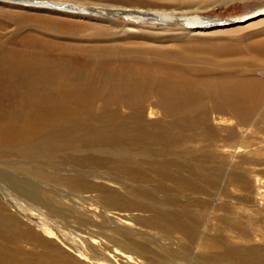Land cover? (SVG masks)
Listing matches in <instances>:
<instances>
[{"label": "bare ground", "instance_id": "bare-ground-1", "mask_svg": "<svg viewBox=\"0 0 264 264\" xmlns=\"http://www.w3.org/2000/svg\"><path fill=\"white\" fill-rule=\"evenodd\" d=\"M197 2L204 0H146L147 8L113 6L114 10L100 11L57 7L60 4L52 3L47 6L82 15L95 13L102 18L112 17L122 9L128 18L143 24L139 29L152 31L158 25L164 30L174 23L190 32L236 23L189 15L197 13V9H192ZM259 12L264 15V5L242 19ZM144 32L141 39L150 42L164 40L166 36ZM132 43L108 46L104 69L96 65L91 68V73L98 68L99 76L82 78L79 83H27L15 106L0 105V144L8 145L0 155L25 158L45 153L43 165H56L54 158H58L62 164L86 169L78 176L25 169L32 180L0 173V264H80L58 243L94 263L84 252L79 235L81 227L90 230L93 225L87 217L98 204L88 195L93 192L102 199L99 206L105 213H111V209L153 212L159 230L168 236L178 235L185 252L188 247L199 249L200 253H191L199 264H264V244L251 241L257 233H262L258 242L264 241V231H258L263 227L258 226L262 219L256 217L257 210H253L256 216L246 217V224L226 223L224 228H212L214 234L209 236L210 231L199 230L202 215L193 218L188 206L180 207L183 203L172 199L173 202L158 203L139 188L130 193L133 200L89 179L100 177L95 170L105 168L120 171L127 181L136 184L170 181L180 190L205 192L204 185L194 182L201 177L196 169L212 160L219 163L212 171L214 176L226 169V156L214 151L218 142L238 152L253 144L249 132L264 135V79L255 76V68L264 67V41L248 52H199L192 45L167 49L168 46L158 43ZM146 115L156 119L147 122ZM211 115L233 119L234 124L216 129L210 124ZM242 128L246 129L245 134L240 131ZM95 151L104 155L95 156ZM262 151L264 146H257L252 156L234 164L235 171L240 168L239 175L234 170L230 172L239 177L236 182L246 184L248 193L253 191L252 183L245 182L250 171L243 170L240 164L264 163ZM78 152L82 153L76 155ZM16 168L15 164L8 166ZM260 174L264 176V171ZM165 184H159L162 191L169 189ZM73 198L86 206L76 207ZM231 232L233 242L229 239ZM187 252L190 254V249ZM180 259L174 256L161 263L183 264V258Z\"/></svg>", "mask_w": 264, "mask_h": 264}, {"label": "rangeland", "instance_id": "rangeland-1", "mask_svg": "<svg viewBox=\"0 0 264 264\" xmlns=\"http://www.w3.org/2000/svg\"><path fill=\"white\" fill-rule=\"evenodd\" d=\"M139 1H143V3L138 4ZM145 1L0 0V105L3 104L1 105L3 108H8L11 105L15 106L23 85L27 83H46L44 85L63 81V83H79L82 78L99 76L98 68L93 73H91V68L96 65L104 69L103 60L109 56L107 51L105 52L108 46L147 42L168 46L167 49L171 46L192 45L202 52L218 51L220 49L248 52L251 50L250 47L264 41V15L259 12L242 19L244 16L246 17L248 14L250 15L260 9L264 5V0H234L230 2H228L229 0H204L201 3L197 2L192 7V9L198 10L197 13L191 12L189 15L197 14L200 17L220 22L236 21L232 26L215 27L202 32H190L182 25L175 23L170 24L164 30H161L162 26L160 25L156 26L153 31L150 28L139 29L138 27L143 26V24L128 18L122 9L116 10L117 13L112 17L105 16L102 18L95 13L82 15L70 11L48 9L49 6H47L52 3L60 4L57 7L68 5L79 8L86 7L89 11L91 9L100 11V9L114 10L113 6L147 8L149 5L146 7ZM108 6L112 7L109 8ZM144 31L166 34V36L164 40L159 39L158 42L156 41L157 43L150 42L141 39V35L146 33ZM255 74L256 78L264 79L261 75L264 74V67H256ZM69 79L70 81H67ZM262 104L263 107L264 102ZM213 116L210 117V124L216 129L234 124L233 119ZM154 119H156V116L146 115L144 118L147 122ZM240 131L245 134L246 129L242 128ZM249 135L252 137L253 144L250 147L239 149L238 152L234 147L221 146L223 145L222 142L217 143L214 151L222 153L227 159L224 173L214 176L212 171L216 169L219 163L213 160L207 162V165L196 169L201 177H197L194 182L204 185L205 192L196 193L180 190L173 183H169L170 181L159 183H166V187L169 188L167 191H162L157 182L132 183L127 181L120 171L115 170L114 172L105 168L95 170L100 177L89 179L94 183L104 184L116 193H123L133 200L135 198L130 193L135 188H139L141 191L150 193L154 198L153 200L158 203L171 199L183 203L180 207L188 206L187 209L191 210L189 214L193 218L199 214L202 215L199 230L210 231L208 232V234L210 233L209 236H213L214 231L212 230L214 228H224L226 223L235 224L236 226L246 224L247 216H256L253 210H257L256 217L259 216L262 219L258 226L263 228H259L258 231H264V176L260 174L261 171H264V163L256 165H251V163L240 164L243 170L250 171L245 182L252 183L253 191L251 193H248L245 188L246 184L242 185V183L236 182V179H239L238 176L236 178L230 174L234 170V166L237 165L236 162L252 156L251 152L257 146H264L263 134L254 131L249 132ZM190 146L197 149L193 144ZM7 147L8 145L0 144V152H5ZM196 149L193 150L197 151ZM80 153L82 152H78L76 155ZM35 154L38 156L36 157ZM94 154L95 156L104 155L98 151H95ZM262 155H264V151H262ZM43 156H46V154L34 153L32 157L27 155L25 158L0 155V173L6 177L18 176L32 180L30 178L32 175L29 176L30 174L25 172V169L30 170L32 168L36 169L35 171L50 174L58 173L62 176H78L79 172H86V169L62 164L61 159L58 158H54L57 162L56 165H43V159H45ZM71 156H75V154ZM12 164H15L17 168L8 169V166ZM234 172L238 174L237 171L234 170ZM81 176L84 175L81 174ZM211 184L215 185L212 186ZM240 187L244 188L241 189ZM96 194V192L88 194L91 195V199L93 198L98 203L91 209L93 214L89 213L87 216L90 220L92 219L93 225L89 227L90 230L81 227L82 232L79 233L84 252L90 255L96 263H93V260H83L82 256L73 249L57 242L61 249L67 251L68 255H72L80 264H162L161 262H165L174 256L183 258V264H199L194 261V256L191 255L192 252L200 253L199 249L195 250L196 247H188L187 251L190 249V254H187L183 242L177 239L178 235L172 233V236H168L163 230H159L158 225L152 218L153 212L111 209V213H105L99 206L102 204V199L95 197ZM4 201L5 203L8 202ZM73 201L76 207L86 206V203L77 198H73ZM65 203L70 205L69 201H65ZM192 224H195L194 220ZM253 229L256 230L255 227ZM87 231L89 234L93 233L92 237L85 233ZM91 231L92 233H90ZM232 235L231 232L229 234L230 242H233L234 235ZM261 236L262 233L260 235L259 233L253 234L251 241L256 240L258 244L263 245V240V242H258L262 239ZM114 251H117L119 255H116Z\"/></svg>", "mask_w": 264, "mask_h": 264}]
</instances>
